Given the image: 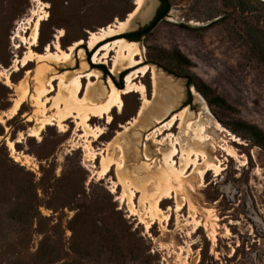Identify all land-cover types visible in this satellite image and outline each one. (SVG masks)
<instances>
[{
  "label": "rangeland",
  "instance_id": "1",
  "mask_svg": "<svg viewBox=\"0 0 264 264\" xmlns=\"http://www.w3.org/2000/svg\"><path fill=\"white\" fill-rule=\"evenodd\" d=\"M167 1L169 13L148 35L110 36L90 49L92 33L138 13L137 0H0V264H264V149L241 127L264 133V1ZM159 7L157 0L151 20L119 34L146 29ZM16 32L24 42L13 40ZM116 40L139 45L135 68L93 62L102 45ZM56 41L63 51L82 44L69 62L38 57L48 47L55 53ZM30 51L35 59L21 68L16 61ZM145 66L157 71V86L151 73L134 82L146 86L149 103L144 107L138 93L124 95V108L113 109L109 124L106 118L89 122L103 130L95 139L80 120L86 110L105 105L111 84L124 90L128 74ZM81 74H90L92 83L83 79L77 104L67 88ZM196 85L209 88L207 97ZM61 87L65 105L57 107ZM168 97L175 101L165 114L159 105ZM215 97L230 109L212 105ZM185 109L211 122L213 140L193 149L220 164L221 174L210 171L201 180L188 169L185 179L168 184L174 198L158 215L149 211L152 204H142L141 192L132 206L127 182L137 190L151 179L145 165L163 158L155 140L170 133L153 132ZM73 110L76 117L61 126L60 116ZM48 121L54 125L41 129ZM177 126L174 135H180ZM109 159L114 166L100 175Z\"/></svg>",
  "mask_w": 264,
  "mask_h": 264
},
{
  "label": "bare ground",
  "instance_id": "2",
  "mask_svg": "<svg viewBox=\"0 0 264 264\" xmlns=\"http://www.w3.org/2000/svg\"><path fill=\"white\" fill-rule=\"evenodd\" d=\"M136 3L138 6L137 9L139 10L138 13L143 10L142 13L139 15V17H140L139 20L143 23L147 22L153 16V13H154L155 8L157 6V0H150L149 2H147L146 7H144V9H142V8H143V5L145 3V0H137ZM135 13H136V11L134 13H131L125 22H119L115 25L108 26L105 29H101L100 32H98V33H92L91 37L89 39V42H87L89 48L90 49L94 48L99 42H101L107 38H110V36H114L112 38L119 36L120 35L119 32H121V31L127 30L129 28L131 29V27L133 25L130 24V20L133 19L136 14H138V13H136V14ZM42 19H43V17H39L34 22L32 45H36V43L38 41V36H39V31H40V21ZM63 36L64 35L61 32L57 36V39H60ZM18 38L19 39L22 38V42L25 41V39L20 35V33L16 32L14 34L13 40L18 39ZM80 44H82V41L75 43L74 46L80 45ZM54 46L56 49L55 53L51 52L49 47H48L46 49L47 53L45 55H40L38 57H43V58L52 57V58H56V60L58 62L64 61V63L67 61L68 62L71 61V58H72L71 53L74 49V46H71L69 48V51H63L61 49L60 43L58 41H56ZM112 52L115 53V55L113 57L111 56ZM142 53L143 52L140 50L139 45L137 43L127 42L124 40H116V41H113L110 43H105L104 45H102L101 49L99 51H97V53L94 55L93 62L94 63H104V64H109L111 62L113 64L114 70H118L123 65H127L128 68H135L139 64V61H137L136 57L142 55ZM80 55H83V53L80 52ZM34 56H35V53L30 51L22 61H20V62L16 61V64L17 63L21 64V68L25 67L35 59ZM19 69L20 68L15 67V70H19ZM147 73L152 74L153 83L155 86H157V71L154 68L149 67V66H145L142 68L133 69V71H131L126 78V87L124 90L116 89V87H114L111 84L110 85L111 94L109 96L108 102L105 105H97L95 107H89L86 110L85 115L80 120H82V124L84 125V127L91 128L92 131L95 132V135H96L95 139H98L100 136H102L104 134L103 130L100 128H92L91 125L89 124V122H91L93 120V118H99V119H105L106 118L107 123L109 124L112 121L111 112L113 111V109L117 108L119 110H122L124 108V101H123L124 95L130 94V93H138L142 96V101H143L144 107L149 103V100L146 97V91H147L146 86L143 83H135L134 82V80L136 78H141V77L143 78L147 75ZM96 77L99 78V75H96ZM83 79H88V81L90 83H92L90 74H84V75L81 74V75L77 76V78L72 82V84L68 88L66 87L70 92L69 95L71 96V100L77 104L82 102L80 94L84 90ZM8 82H10V81L8 80ZM61 89H62V87L60 88L59 96L57 95L58 99L55 100L56 101L55 105L57 107H59V105L63 101V98H61V96H62L61 95V92H62ZM174 91H176V90H174ZM192 91L196 95L198 100L199 99L203 100L196 93V91H194L193 89H192ZM46 92H48V91H46V90L42 91L40 93V98L42 96H44L46 94ZM27 95H28V92L26 91L23 98L21 99V101H19L15 105V107H14L15 113L18 111L23 100L25 98H27ZM174 101L175 100L168 97V104H165V105L160 104L159 106L165 114H169L171 112L172 105H173ZM62 104H64V101ZM67 104H69V102ZM74 109H77V107H75ZM204 110L208 111V108L205 107ZM78 112H80V111H78ZM73 113H75L74 110H73V112H69L70 115L68 117H65L66 115L65 116L61 115L60 116V125H61V123L65 122L67 119H71V118L76 117ZM187 117L189 118L188 121H187ZM76 119H78V117ZM178 123H179V126H177V128L180 129V135H174L172 133V130L176 127V124H178ZM46 125H54V124L50 121L44 122L41 129H44V127ZM216 127H217L216 128L217 131H222V132L224 131L219 124H216ZM211 128L212 127H211L210 121L202 122L200 115H195V117L193 119V115L187 113V109L183 110L179 114L172 115L170 121L162 123V126L159 127L158 129H156L153 132V134H155V135L157 134L158 136H161L164 134L163 133L164 131H169L170 133L162 141L158 142V140H155V142L158 143V146L161 147V148L157 149V154L162 155L163 158H161L160 161H157V163H155V167H151V164H149V163H147L145 165L146 172L151 175L150 176L151 179H149V181H147V183H145L143 185L142 189H137V190L136 189L134 190L133 188H131L129 182H127L128 183L127 188H129V190L131 192L130 203L132 204V206L134 205L132 202V197H134L135 193L141 192L143 194L142 195V198H143L142 204L143 205L144 204L149 205L148 203H150V204H152V206L149 208L150 212L153 209L157 213V215L162 213L163 210L161 208V204H163L166 201L174 198L173 191H170V189H168V184H173V183H175V181H178L180 178L185 179L186 178L185 175L188 173V169H191L192 167H194V171L195 170L198 171L199 178L201 180H204L205 175L210 171H213L216 176H219L221 174V171L223 170L221 165L220 164L214 165V164L209 163L208 162V156L206 153H204V152L199 153L198 151H194V149H193L195 146H204V144H206L208 142L210 143L213 140V138L210 137V135L208 134V129H211ZM62 130L66 131L64 129H62ZM150 139H151L150 136H148L147 140H150ZM185 146H189L188 147L190 149L189 152H187L185 150ZM213 148H216V147L213 146ZM219 148H221V150H223V152L225 150L227 152L226 155L231 156V157H236L235 154L229 148H225L224 146L223 147L219 146ZM148 150H149V148H148ZM145 156L147 158V161L151 160V158H149L150 156L147 153L145 154ZM190 156H192L193 159L190 160L189 159ZM177 157L180 158L179 162L175 161V159ZM112 166H114L113 160L109 159L107 161L103 171H102V174H100V175L107 176L109 174V172L111 171ZM199 166H203V168L200 169ZM154 168L158 169L159 171L156 169L154 170ZM160 173L163 175H161ZM138 180H140V179H138ZM137 182H139V181H137ZM131 184L134 185V182L133 183L131 182ZM163 184L165 185V187L163 186ZM153 185H154V187H153ZM180 187H182V186H180ZM114 190H115V188L112 190V192H115ZM150 190H152L154 192L150 193ZM180 190H181V188H180ZM125 193H126V191H125ZM132 211H134V210H132ZM150 216L153 217L154 215H152L150 213ZM147 228H150V227L147 226Z\"/></svg>",
  "mask_w": 264,
  "mask_h": 264
},
{
  "label": "trees",
  "instance_id": "3",
  "mask_svg": "<svg viewBox=\"0 0 264 264\" xmlns=\"http://www.w3.org/2000/svg\"><path fill=\"white\" fill-rule=\"evenodd\" d=\"M161 1H162V8L159 10V15L152 22L151 24L152 27H154L158 22H160L167 15L168 1L167 0H161ZM225 5L229 6L231 4L225 3ZM196 88L202 95L206 97L210 92L209 88H207L204 85L203 86L196 85ZM211 104L230 109V107L224 102V100H222L219 97H215V100H213ZM241 127L246 129L248 133L250 134V136L257 142V144H259L264 149V133L263 132H261L258 128L254 126H248L246 124H242Z\"/></svg>",
  "mask_w": 264,
  "mask_h": 264
},
{
  "label": "water",
  "instance_id": "4",
  "mask_svg": "<svg viewBox=\"0 0 264 264\" xmlns=\"http://www.w3.org/2000/svg\"><path fill=\"white\" fill-rule=\"evenodd\" d=\"M150 0H145V3H144V5H143V8L142 9H144V7H146V4H147V2H149ZM261 1H264V0H261ZM143 11V10H142ZM142 11H140L138 14H136L135 16H134V18L131 20V22H130V24H132V25H136V26H139L140 24H143V22H141L140 20H139V15L142 13ZM167 14H168V12H167ZM153 17V16H152ZM151 17V18H152ZM155 17V16H154ZM149 21V20H148ZM145 23H147V22H145ZM134 29V28H133ZM142 35H145V34H147V32H142L141 33ZM137 34L135 33V32H130V33H123V34H120L119 36H126V37H134V36H136Z\"/></svg>",
  "mask_w": 264,
  "mask_h": 264
},
{
  "label": "flooded vegetation",
  "instance_id": "5",
  "mask_svg": "<svg viewBox=\"0 0 264 264\" xmlns=\"http://www.w3.org/2000/svg\"><path fill=\"white\" fill-rule=\"evenodd\" d=\"M159 2H160V7H159V10H160V9L162 8V1L159 0ZM170 8H171V6H170V4H169V2H168V10H167L168 13H169V11H170ZM158 15H159V11L156 12L155 18H156ZM155 18H154V19H155ZM154 19H153V21H154ZM153 21H152V22H153ZM151 24H152V23H151ZM151 24H150L149 26H147L146 29H144V30L139 31L138 33H136L137 35L134 36L133 38H140V37H143V36L148 35V34L151 32L152 28H153V27L151 26ZM142 32H147V34L142 35V34H141Z\"/></svg>",
  "mask_w": 264,
  "mask_h": 264
}]
</instances>
